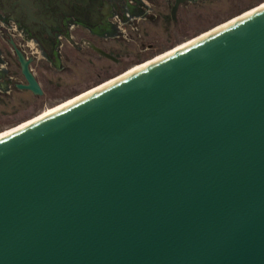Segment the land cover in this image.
Instances as JSON below:
<instances>
[{
    "label": "water",
    "instance_id": "obj_1",
    "mask_svg": "<svg viewBox=\"0 0 264 264\" xmlns=\"http://www.w3.org/2000/svg\"><path fill=\"white\" fill-rule=\"evenodd\" d=\"M0 264H264V5L1 136Z\"/></svg>",
    "mask_w": 264,
    "mask_h": 264
},
{
    "label": "flooded vegetation",
    "instance_id": "obj_2",
    "mask_svg": "<svg viewBox=\"0 0 264 264\" xmlns=\"http://www.w3.org/2000/svg\"><path fill=\"white\" fill-rule=\"evenodd\" d=\"M175 1L0 0V99H17V106L25 109L36 103L45 90L36 76L37 68H33L32 64L36 62L41 66L42 63L50 71L58 70L63 66L66 44L81 48L80 44L84 43L109 62H119L121 55L97 41L129 39L130 33L140 35L139 30L143 25L156 28L165 17L168 28L177 20L179 6L189 0L177 1L173 19L171 7ZM138 45L150 49L154 43L143 41ZM95 47L107 51L114 58L104 55ZM19 54L27 60L29 70L39 83L40 92L19 87V84L28 82ZM44 78L49 84H60L56 73Z\"/></svg>",
    "mask_w": 264,
    "mask_h": 264
},
{
    "label": "rangeland",
    "instance_id": "obj_3",
    "mask_svg": "<svg viewBox=\"0 0 264 264\" xmlns=\"http://www.w3.org/2000/svg\"><path fill=\"white\" fill-rule=\"evenodd\" d=\"M262 4H264V0L186 1L179 6L177 20L168 28L165 21L167 17H165L162 20L163 23L158 24L156 28L152 29L148 25H143L144 27L139 30L141 34L130 33L129 39H122L119 42L115 40L97 41L121 55L120 61L115 63H111L105 57L93 52L84 43L80 44L81 48L66 44L63 49L65 55L62 58L63 66L58 70L56 68V70L50 71L42 63L41 66L36 62L32 64L33 68H37L35 69L36 76L45 90L44 95L36 103L25 109L17 106V99H0V131L32 119L47 108L66 103L95 90L127 74L130 70L157 59L178 45L199 38ZM143 41L154 43V46L144 49L143 45H138ZM119 43L122 44L119 45ZM54 73L60 79L58 86L55 83H47L44 78L45 75L53 76Z\"/></svg>",
    "mask_w": 264,
    "mask_h": 264
},
{
    "label": "bare ground",
    "instance_id": "obj_4",
    "mask_svg": "<svg viewBox=\"0 0 264 264\" xmlns=\"http://www.w3.org/2000/svg\"><path fill=\"white\" fill-rule=\"evenodd\" d=\"M263 5H264V4H262L261 6H263ZM261 6H259V7H261ZM259 7H257V8H259ZM257 8H255V9H257ZM253 10H254V9H253ZM230 22H231V21H230ZM202 36H203V35H202ZM196 39H198V38H196ZM196 39H194V40H196ZM194 40H192V41H194ZM192 41L184 42V43L178 45L175 49H173V50H171V51H174V50L180 49V48L184 47L185 45L191 43ZM171 51H169L168 53H170ZM166 54H167V52H166ZM164 55H165V54H164ZM159 57H161V56H159ZM145 64H146V63H145ZM145 64H142V65H140V66H138V67H136V68L130 70L128 73H130V72H132V71H134V70H136V69L142 67V66L145 65ZM122 76H123V75H122ZM112 81H113V80H112ZM106 84H107V83H106ZM104 85H105V84H104ZM102 86H103V85H102ZM102 86H100V87H102ZM97 89H98V88H97ZM95 90H96V89H95ZM92 91H94V90H92ZM92 91H90V92H92ZM90 92H87V93H85V94H83V95H80V96H78V97H76V98H73V99L69 100L68 102L63 103V104H60V105H58V106H54V107L47 108V109H45L42 113H40L39 115H37L36 117H34V118H32V119H29V120H26V121H23V122L17 124L16 126H13V127H11V128L5 129V130L3 129V131H0V137L3 136V135H5V134H7V133H9V132H11V131H13V130H15V129H17V128H19V127H21V126H23L24 124H26V123H28V122H30V121H32V120L38 119V118L42 117L43 115H46V114H48V113H50V112H52V111H54V110H56V109H58V108H60V107H62V106H64V105L70 103V102L75 101V100H77V99L83 97L84 95H86V94H88V93H90Z\"/></svg>",
    "mask_w": 264,
    "mask_h": 264
}]
</instances>
